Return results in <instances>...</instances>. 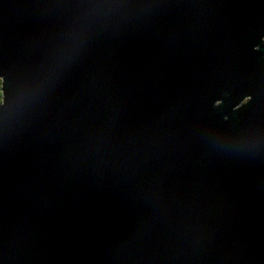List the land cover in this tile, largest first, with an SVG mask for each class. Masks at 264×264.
<instances>
[{
    "label": "water",
    "instance_id": "95a60500",
    "mask_svg": "<svg viewBox=\"0 0 264 264\" xmlns=\"http://www.w3.org/2000/svg\"><path fill=\"white\" fill-rule=\"evenodd\" d=\"M0 264H264V0H0Z\"/></svg>",
    "mask_w": 264,
    "mask_h": 264
},
{
    "label": "trees",
    "instance_id": "16d2710c",
    "mask_svg": "<svg viewBox=\"0 0 264 264\" xmlns=\"http://www.w3.org/2000/svg\"><path fill=\"white\" fill-rule=\"evenodd\" d=\"M3 104V78L0 76V106Z\"/></svg>",
    "mask_w": 264,
    "mask_h": 264
}]
</instances>
